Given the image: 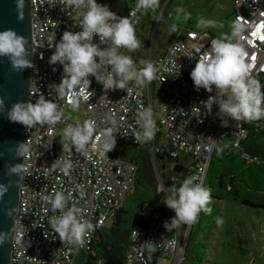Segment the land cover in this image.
<instances>
[{
    "label": "built area",
    "instance_id": "2783aa9c",
    "mask_svg": "<svg viewBox=\"0 0 264 264\" xmlns=\"http://www.w3.org/2000/svg\"><path fill=\"white\" fill-rule=\"evenodd\" d=\"M136 3L137 0H132V6L124 14L117 15L129 17L137 34L148 10H136ZM232 3L233 21L237 17H243L246 21L242 43L249 53L251 75L264 85V0H232ZM30 4L33 67L28 102L35 103L44 95L58 104L63 116L55 125L25 127L24 143L28 151L22 157L24 172L20 176L15 218L16 231L24 238L20 244L12 242L9 264H75L80 253L92 249L97 232L112 222L133 186L135 166L116 156L115 150L125 140L137 142L135 133L140 128L136 124V117L138 111L144 108L153 110L157 128L155 137L150 141L152 156L167 152L174 158L173 168L175 164L184 167L185 172L182 174L185 177L195 176L205 184L214 147L226 129L236 134L234 150L249 162L257 161V157L251 156L243 145L248 136L247 121L224 117L227 124H222L218 105L214 104L209 113L202 103L209 96L216 95L215 87L211 93L203 88L197 91L190 78L197 59L203 51L208 50L212 39L207 41L193 30L174 38L154 60L149 56L147 62H152L157 69L151 82L146 85H137L135 81L128 83V88L133 89L131 95L127 89L105 91L102 84L89 76L90 86H85L83 95L76 97L84 107L85 117L82 121H71L64 117V110L71 106L69 101L73 97H58L50 88V85L60 83L63 67L59 63L50 65L48 61L55 51L54 47H50L53 34L59 41L64 31L80 30L77 10L60 5L58 0H30ZM134 11L135 16H129ZM120 52L128 55L125 49ZM133 61L139 70L138 63ZM105 71H111V67L106 66ZM109 117L117 121L113 129L115 147L111 151L102 153L100 142H96L94 147L90 142L87 154H84L67 140L65 154L58 153L54 139L61 128L83 125L91 119L97 125L94 137L100 135L103 140V133L111 127ZM253 125L264 129L263 122ZM183 157L191 158L190 170L179 161ZM69 159L74 167L68 175H64L59 170V164ZM56 191H62L68 197L65 210L73 205L79 207L83 219L96 226L82 248L75 249L63 244L48 224L50 218L59 216L60 212H53L43 197L53 195ZM174 215L172 210V217ZM170 220L157 218L150 228L132 230L128 254L122 264H150L149 245L156 246L160 254L156 264H181L191 225L186 230H182L181 226L166 230L165 222ZM134 231L137 232L135 236ZM97 264L105 262L98 260Z\"/></svg>",
    "mask_w": 264,
    "mask_h": 264
},
{
    "label": "clouds",
    "instance_id": "9594fccd",
    "mask_svg": "<svg viewBox=\"0 0 264 264\" xmlns=\"http://www.w3.org/2000/svg\"><path fill=\"white\" fill-rule=\"evenodd\" d=\"M58 3L77 10L80 30L64 31L59 41H56L55 34L50 38V47H54L55 51L48 63L50 65L59 63L63 67L60 83L50 85V88L58 97L63 98L66 95L73 97L69 101L73 110L80 106L76 97L82 96L84 87H89L91 84L89 76L102 84L105 91L127 89L129 95L133 91L128 88L130 81L140 85L149 83L155 78L157 69L152 62L142 61L144 66L138 70L132 57L120 52L121 49L134 52L141 47L134 23L129 17L118 16L108 5L100 4L97 0H58ZM158 6L159 0H137L136 10L155 9ZM25 7L26 0H15L16 15L20 21L25 18ZM176 11L184 13L186 19L191 16L190 13L184 12L183 8L178 7ZM135 14L134 11L129 16ZM197 26L215 27L216 21L200 19ZM230 27L232 29L230 35L225 34L221 38L211 40L210 47L199 56L190 73L195 90L199 91L203 88L211 93L213 86L215 87L216 95L209 96L202 103L209 113L214 104L218 105V115L225 126L227 121L223 120L224 117L247 122L264 119V85L252 77V65L248 62L249 53L242 43L245 39L246 21L243 17H237ZM171 31L175 33L177 26L173 25ZM94 38H98L99 43L96 42L97 40L94 41ZM28 45V38L15 30L9 28L0 31V57H7L11 68L16 72L33 67L28 59L30 54ZM106 66H110L111 71H105ZM5 107V99L0 96V113L4 112ZM153 115L151 108L138 111L136 124L140 131L135 133L137 142L146 143L155 137L157 128ZM62 116L63 110L58 104L46 99L44 95H41L35 103L16 102L7 111L10 121L19 122L27 128L44 124L55 125L61 121ZM109 122L111 127L103 133V140L100 135L94 137L97 125L91 119L86 120L83 125H68L64 130V136L78 152L87 154V146L90 142L93 147L96 142H100L102 153H107L115 147L113 129L117 125V121L112 117H109ZM65 147L67 148L68 145ZM15 151L17 156L24 157L28 148L25 143H21ZM21 165L6 166V175L21 176L24 172ZM73 167L70 159L59 164V170L64 175H68ZM12 183V181L7 185L0 183V200H3ZM166 192L163 203L175 213L170 222H165L166 230L195 224L201 212L205 214L212 212L209 207L212 200L211 190L195 176L185 178L179 186L173 184ZM43 200L51 205L53 212L57 210L60 212L59 216L51 217L48 224L58 234L63 244L75 249L82 248L96 226L89 220L83 219L79 207L73 205L65 210L68 197L62 191L44 196ZM7 215L11 216L12 210H9ZM216 224L221 226L223 219L217 217ZM133 235H137V232L134 231ZM23 238L17 233L16 226L9 232L0 231V247L9 241L20 244ZM148 251L154 252L155 248L149 245Z\"/></svg>",
    "mask_w": 264,
    "mask_h": 264
},
{
    "label": "trees",
    "instance_id": "16d2710c",
    "mask_svg": "<svg viewBox=\"0 0 264 264\" xmlns=\"http://www.w3.org/2000/svg\"><path fill=\"white\" fill-rule=\"evenodd\" d=\"M152 87L154 88V83H152ZM257 122L264 123V119L246 122L248 136L243 143L246 151L251 156L257 157V161L249 162L234 150L233 142L236 134L228 129L223 131L216 143L204 184L212 193V200L209 204L212 212L211 214L201 212L198 221L191 225L181 264H204L207 262L209 236L218 227L216 218H221L223 215L221 201L239 202L254 209L256 217H259V210H264V129L256 128L253 125ZM151 154L150 141L140 143L125 140L116 148V156L135 166L134 191L129 194L136 206L130 204L129 207H126L122 204L110 225L97 232L92 249L83 252L86 255L80 264H97L98 260H103L105 264H122L128 254V243L132 230L150 228L157 218L171 219L172 210L163 203V199L167 195L166 190L173 184L179 186L190 175L185 177L182 174L185 169L179 164H175L173 171L169 174L162 172L160 166L164 169L166 163L174 162V158L165 152L155 154V162L161 175L159 177L152 167ZM142 185L147 192L153 193V199L145 201L142 199L146 192L140 191ZM148 205L152 208L155 216L143 213L142 210ZM181 227L182 230H186L188 225H181ZM200 236L202 240L198 239ZM152 247L155 248V251L151 253L148 251L149 261L150 264H156L160 254L156 246ZM242 253H246V251H242Z\"/></svg>",
    "mask_w": 264,
    "mask_h": 264
},
{
    "label": "rangeland",
    "instance_id": "374dc122",
    "mask_svg": "<svg viewBox=\"0 0 264 264\" xmlns=\"http://www.w3.org/2000/svg\"><path fill=\"white\" fill-rule=\"evenodd\" d=\"M97 1L100 4L108 5L117 14H124L132 6V0ZM178 7L183 8L184 12L190 13V18L186 19L184 13H177ZM233 15L232 0H163L155 9H148L139 26L136 36L141 42V47L134 52L125 49V52L132 55L140 69L144 66L142 61L147 62L150 55L154 60L174 38L187 31H196L207 41L221 38L225 34L230 35ZM148 17L152 18L149 26L144 23ZM200 19L215 20L216 26L198 27L197 24ZM173 25L177 26L175 33L171 31ZM96 40L94 38V41ZM142 85H146V83ZM79 105V108L75 110L72 106H67L64 110V117L71 121H82L85 117L84 107ZM64 130L61 128L54 139L60 155H64L66 152L67 139L64 136ZM179 161L190 170L191 158L183 157ZM151 163L156 172L157 165L154 164L153 156ZM160 170L169 174L173 171V163H166L164 169L160 166ZM173 174L176 173L173 172ZM132 191H134V186L130 192L132 193ZM140 191L145 192L146 188L142 185ZM130 195L123 203L126 207H129L130 204L136 206ZM142 199L144 201L153 199V193L146 191ZM220 205L223 210L221 217L223 224L218 226L209 236L208 257L204 264H264V210H259V217H256L254 209L239 202L224 200L220 202ZM142 211L146 215L155 216L149 205L145 206ZM198 239L202 240L201 236ZM242 251H246V253H242ZM85 255L80 253L75 264L82 263Z\"/></svg>",
    "mask_w": 264,
    "mask_h": 264
},
{
    "label": "water",
    "instance_id": "95a60500",
    "mask_svg": "<svg viewBox=\"0 0 264 264\" xmlns=\"http://www.w3.org/2000/svg\"><path fill=\"white\" fill-rule=\"evenodd\" d=\"M25 18L23 21L17 19L15 10V0H0V31L13 29L18 34L23 35L29 40V57L32 54V35H31V4L26 0L24 9ZM31 67L16 72L11 68L7 57H0V96L5 99V110L0 113V183L8 184L12 181L8 192L5 193L3 200H0V231L9 232L15 226V218L18 206V192L20 176H7L6 166L22 164V157L17 156L15 149L19 144L24 143L25 127L19 122H12L7 117V111L16 102H28V89L30 84ZM154 164L155 156H153ZM156 173L160 177V172L156 166ZM12 210V215L7 212ZM12 241L6 242L0 247V264H9L11 255Z\"/></svg>",
    "mask_w": 264,
    "mask_h": 264
},
{
    "label": "crops",
    "instance_id": "0c3cea01",
    "mask_svg": "<svg viewBox=\"0 0 264 264\" xmlns=\"http://www.w3.org/2000/svg\"><path fill=\"white\" fill-rule=\"evenodd\" d=\"M145 19H146V18H145ZM151 19H152V18H149V17H148L146 20H144V23H146L147 26H149V25L151 24L150 22L152 21ZM146 24H145V25H146ZM137 33H138V32H137ZM163 50H164V49H163ZM127 54L130 55L129 53H127ZM130 56L132 57V55H130ZM132 59H133V57H132Z\"/></svg>",
    "mask_w": 264,
    "mask_h": 264
}]
</instances>
